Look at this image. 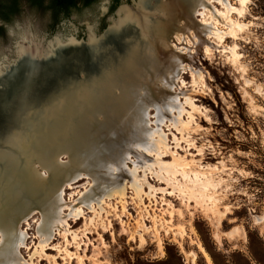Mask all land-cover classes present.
<instances>
[{
	"label": "rangeland",
	"instance_id": "374dc122",
	"mask_svg": "<svg viewBox=\"0 0 264 264\" xmlns=\"http://www.w3.org/2000/svg\"><path fill=\"white\" fill-rule=\"evenodd\" d=\"M244 1L230 0L233 10L224 17L226 8L217 3L205 10L196 0H159V24L152 21L149 27V48L155 54L149 67H141L131 84L115 77L114 64L106 69L113 84L128 87L115 89L116 104L82 102L59 127V105H49L67 94L66 87L91 77L79 71L36 104L11 110L18 117L8 132L25 126L14 137H0V169L13 165L24 184L11 183L0 192L2 204L16 187L55 207L61 199L54 183L78 171L95 176L65 191L66 203L85 202V214L69 219L68 227L52 228L49 243L38 234L42 213L22 226L27 235L19 253L22 264H264V0ZM137 2L85 5L78 0L68 17L57 15L55 22L49 1L40 8L20 0L19 10L8 21L0 20V62H14L15 46L26 33L45 46L56 39L85 44L89 28L99 39L121 8H135ZM119 35L123 46L99 44L101 62L118 60L140 44L134 43L138 34L133 29ZM79 47L58 53L76 62V54L90 53ZM14 72L0 77V84L12 90ZM7 80L13 82L5 84ZM3 95L0 91V105ZM150 97L159 105V123L151 109L150 126L142 129L137 116H143ZM1 119L0 134L8 127ZM136 142H159V156L140 152ZM112 152H117L116 160ZM128 154L130 159L117 165ZM46 159L50 168L43 170L40 163ZM134 166L138 173L125 180L123 190L117 182ZM107 175L117 181L112 187L104 184ZM107 194L111 201L96 205L95 212L88 209ZM14 202L11 210H0L2 221L29 205L21 196Z\"/></svg>",
	"mask_w": 264,
	"mask_h": 264
},
{
	"label": "bare ground",
	"instance_id": "6f19581e",
	"mask_svg": "<svg viewBox=\"0 0 264 264\" xmlns=\"http://www.w3.org/2000/svg\"><path fill=\"white\" fill-rule=\"evenodd\" d=\"M196 1L198 3L197 5L200 6V9L203 8L206 10V8L209 5H212L214 3H217L218 5L225 7L226 13L221 14L224 17H227L228 14L233 10V8L230 4V0H196ZM243 2H245V1L242 0V3ZM144 6H145V3L141 2V4L138 5V7L136 9H132L130 7L121 8L117 13V17L115 19H112L111 26L109 27V32L111 34H114V35H119L123 32H126L128 29H133V30L137 31L138 35H137V39L134 43L139 42L141 45L139 44V45L135 46L134 48H132L131 50H126L123 57L118 59V61L116 63H114V65L116 67V71H117L115 77L117 79H120L119 81L126 82L128 84H131L132 82H134L135 77L140 75L141 67H149L152 60H154L153 55H155V54L153 53V49L149 48V43H150L149 40L151 37L149 34V27H150V24H151L153 19L151 17L152 15L151 16L149 15L147 9H145ZM103 12H105V10H103ZM203 24L208 25L207 23H203ZM100 39H101V37L99 39H96V33L94 31V28L88 29L87 44L89 46H91L92 48H95V49L98 48L99 43H100ZM21 41L22 42L18 43L15 46V50H14V55L17 59H21V58H25V57H28L31 59H38V60L46 59V58L54 55V53L57 49H61L63 47H68V46H76L79 44L78 42L76 43L75 39H70L67 41H61L59 39H56L54 42H50L48 45L46 44L47 46H45L43 41H37L36 37L30 33L24 34ZM107 49H109V47H107ZM103 54H104V52H103ZM11 66H12V63H10L8 65H4L3 63L0 62V77L10 73ZM24 69H26V68H24ZM87 82L77 84L76 87L73 89V93H71L70 95L66 94V95H64V97L60 98L56 103L49 105L53 109L59 105V109L56 110V111L59 110L61 112L59 115L62 114L59 117V119L57 120L58 121L57 125L59 127L61 126V121L68 118L69 113H72V111H77L79 108H81L82 102L85 103V102L91 100L90 104H93L94 106L95 105H102V104L109 105L111 103L116 104L119 101V97L115 94V92H114L115 89L116 88H120V89H124V88L127 89L128 88L127 86L124 87L123 85L121 87H119L118 86V85H120L119 83H118V85H117V83L113 84L112 82H114V81H113L112 77L110 76L108 70H105L104 73L100 77L93 78L91 81H87ZM72 83H74V82H72ZM72 83H70V84H72ZM68 89H70V88H68ZM153 99L150 97V103L151 104H148L147 102H146V104H144L143 116L139 115V114L137 116L138 122H136V123H138L139 128H142V129L149 128L150 125H149V122L147 120L149 117L147 118V113L151 109H154L156 111L157 117H158L157 122L159 123V105L156 104ZM127 100H131V96L128 98L126 97V100H125L126 103H127ZM50 101H51V99H50ZM65 103H66V105H65ZM48 104H49V102H48ZM166 110L169 113L173 112V110L170 108H166ZM56 111L54 113H56ZM48 113H49V115H52L51 110H49ZM178 114H179V116H181L182 110H180L178 112ZM2 119H4V118H2ZM23 125L25 126L24 122H23ZM24 126L19 131L10 132L6 137H4L2 139V141L6 140L7 138L14 137L19 132H22L24 130ZM158 133H159V130H158ZM158 137H159V135H158ZM106 140H107V138H106ZM135 148L137 150H139L140 152L143 151L146 155H148L150 157H151V155L159 156V153H158L159 142H154L152 144H145V142H142V143L136 142ZM113 154H114V159L116 160L118 154H117V152L116 153L112 152L110 157ZM133 155H135V154H133ZM124 159H123V161L119 162V164H117V165H124L125 162H127V160L130 159L129 154L126 155V158H124ZM50 163H51V160L46 159V161H43L40 163V166L43 170H45V169L48 170L50 168ZM109 163L111 164V162H109ZM138 170L139 169L136 166H134L133 171H130L129 174H126V175L124 174L123 176H121L120 177V184H119V182L115 181V178L108 177V175L104 176V179H103L105 181L104 184L112 187L113 184L115 182H117L118 185H121V187L124 190L125 189V180L127 178H130V177H135L136 174L138 173ZM164 173H168V172H164ZM45 175H46V173L42 174V176H45ZM90 178H95V176L92 177V175H91V177H90L89 174H83L82 171H78V172H75L74 174H72L71 176L65 177L62 180L54 183L52 185V187H53L52 189L58 194V196L61 199V203L55 207L47 206L46 204H44L42 202V200H38L36 197L35 198L31 197L28 193L24 192V190H21V189L16 188V187L12 190L13 196L6 199V201H4L3 204L1 201L4 200L5 196H2L0 194V210L3 207L7 211L11 210L14 207V205L17 203V202H14V198L17 196H21L22 198L25 197L26 200L29 202L28 208L24 207L25 208L24 211L20 212V214H18L16 217L13 216V218H10L9 220L2 221L3 216H0V237H1L0 264H22V260L20 258L21 256L19 253H20V250L26 246V241H27V235L22 232V226L25 224L27 225L28 221L30 219H32L35 215H38L39 213H42V215H43L44 222L39 227L38 234L40 235V237L45 236L46 237L45 241L48 243L51 241L52 236H54V235H52V232H51L52 228H54L55 226L68 227V220L69 219L78 220L79 218H83L84 214H85L83 209H86L85 202H83V200L81 199V200H78L77 203L75 202V203H69L68 204L65 202L64 195H65V191L67 189L73 188V185L78 184L83 179H90ZM158 178H159V176H158ZM145 179H146V175L143 176L142 180L141 179L139 180L140 182H142L141 183L142 186H143V182H146ZM159 180L163 181L164 179L159 178ZM15 182H18V186L20 187V185L23 186L24 179H23L22 175L15 170L13 165L12 166L11 165L5 166V169L4 168L0 169V192L5 191L8 187H10L11 183H15ZM135 190H136V192H139L140 188H135ZM82 197H83V195L81 196V198ZM112 198H113V196L108 195V194L106 195V197H101L100 200H96L97 198H95V201H97V203L93 204L88 209L90 211L95 212L96 211V205L99 206L100 204L106 203L107 201H111ZM115 198H116V196H115ZM19 203L23 204V202H19ZM66 210L68 211V214L65 215Z\"/></svg>",
	"mask_w": 264,
	"mask_h": 264
},
{
	"label": "water",
	"instance_id": "95a60500",
	"mask_svg": "<svg viewBox=\"0 0 264 264\" xmlns=\"http://www.w3.org/2000/svg\"><path fill=\"white\" fill-rule=\"evenodd\" d=\"M112 19H110V24ZM11 35H13V32H11ZM121 38V35L111 34L108 28L101 37L99 44L104 41V43L111 42L116 45L123 46L120 41ZM81 44H78L76 46L63 47L64 50H74L79 46H83L86 50L90 51V53L85 56L79 53L73 56V58L76 59V62H71V60L68 59V55L58 53L60 49H57L54 55L46 59L40 60L31 59L28 57L17 59L15 55H13L14 62H12L10 73H13V71H15L14 74L11 76V79L12 77H14L16 80V83L14 84L15 87L10 90L8 86L0 84L2 86H0V91L2 93H5L2 98V101H4V103L0 105V113H2V115L4 116L3 118L11 127L14 125V123H16V118L18 117L16 115L17 112L11 111L12 109L14 110V108H18L16 110H19L20 106H23L24 109L29 104H36V102L44 96H47L51 92L60 89L64 85L66 86V83L70 80V78H72L79 71L86 73L87 77L91 76L88 78V81H91L93 78H98L104 73V71L109 67V65H113L118 61L107 58L103 62H101L99 60V56L97 55L99 54V47L96 49L92 48L87 44V39L85 44ZM20 63L26 64V66L24 67L26 69L21 71V69L16 68V66ZM43 72L46 74H44ZM9 79L10 78H8V80ZM8 80L5 81V84L12 81L10 80L8 82ZM80 83L84 82H77L71 89H68L66 87V93L69 95L73 93V89L76 87L77 84ZM4 86L7 92L3 89ZM27 100L30 103H27ZM18 102H20L21 105H19L20 103ZM6 108H8L7 111H5ZM9 125H7L8 127L6 128V130L1 132L0 137H2L3 135L4 137H6L10 133L8 132V130L11 129L9 128Z\"/></svg>",
	"mask_w": 264,
	"mask_h": 264
},
{
	"label": "trees",
	"instance_id": "16d2710c",
	"mask_svg": "<svg viewBox=\"0 0 264 264\" xmlns=\"http://www.w3.org/2000/svg\"><path fill=\"white\" fill-rule=\"evenodd\" d=\"M20 0H0V20L8 21L9 14L16 13L19 10ZM46 1H49L51 10L56 16L63 15L68 17L70 11L77 6L78 0H30L31 4L43 8ZM85 5H91L96 0H80ZM55 18V22L59 21V18ZM2 28L0 27V31Z\"/></svg>",
	"mask_w": 264,
	"mask_h": 264
},
{
	"label": "flooded vegetation",
	"instance_id": "af4514ba",
	"mask_svg": "<svg viewBox=\"0 0 264 264\" xmlns=\"http://www.w3.org/2000/svg\"><path fill=\"white\" fill-rule=\"evenodd\" d=\"M141 2L145 3L144 8L147 9V11H148L150 16L152 15L151 17L153 19L152 20L153 21V25L156 27L159 24L158 23L159 22V0H139V2L136 3L135 8H132V9H136L138 7V5L141 4ZM188 23L189 22L187 20L186 24H188Z\"/></svg>",
	"mask_w": 264,
	"mask_h": 264
}]
</instances>
